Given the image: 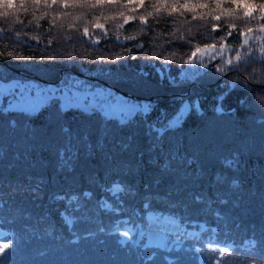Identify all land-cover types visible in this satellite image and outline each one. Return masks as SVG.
Returning <instances> with one entry per match:
<instances>
[{"label": "trees", "instance_id": "16d2710c", "mask_svg": "<svg viewBox=\"0 0 264 264\" xmlns=\"http://www.w3.org/2000/svg\"><path fill=\"white\" fill-rule=\"evenodd\" d=\"M14 2L0 80L107 86L82 72L155 107L0 109V264H264V0ZM209 45L233 64L187 72Z\"/></svg>", "mask_w": 264, "mask_h": 264}, {"label": "rangeland", "instance_id": "374dc122", "mask_svg": "<svg viewBox=\"0 0 264 264\" xmlns=\"http://www.w3.org/2000/svg\"><path fill=\"white\" fill-rule=\"evenodd\" d=\"M248 40L250 41V45L248 42L245 44L248 53L260 54V52H264V28H261L257 33L249 35L246 38V41ZM216 58H221L226 62L231 59L229 48L227 46H219L215 47V49H210L209 47L199 49L195 55V60L190 61L187 72L194 70L197 62L201 59ZM73 83L77 84L78 87L73 86ZM52 97H57L64 108L80 107L87 110L96 109L106 115L118 117L121 120H126L155 107V103L151 100L130 97L109 86L82 82L80 79H72L64 83H45L32 78H25L23 81L19 79H12L10 81L0 80V109L3 110L21 109L35 111L42 107L47 99ZM187 109L188 103L185 102L166 125L178 123ZM149 225L171 230L176 229L175 225L167 226L166 223H159L153 219L150 220ZM143 228L144 226L141 227V229ZM150 236L151 240L156 237L154 233Z\"/></svg>", "mask_w": 264, "mask_h": 264}, {"label": "snow or ice", "instance_id": "6c2138e0", "mask_svg": "<svg viewBox=\"0 0 264 264\" xmlns=\"http://www.w3.org/2000/svg\"><path fill=\"white\" fill-rule=\"evenodd\" d=\"M25 2H26V0H19V4H20V7H23L24 6V4H25ZM40 2H41V0H31V3L32 4H34V5H39L40 4ZM51 2L52 3H56V0H51ZM85 2H86V0H85ZM100 2V0H97V3H99ZM45 3H47V0H45ZM0 5H2L4 8H6V9H9V10H11V9H14L15 7H16V3L14 2V0H0ZM65 6H67V4H65ZM92 7H95V4H93V5H91ZM217 19H219V17H217ZM97 27H102L101 25H99V24H97ZM84 34H87V29H85V33ZM228 35H231V33H229ZM245 42H247V41H245ZM210 49H215V45H209L208 46ZM11 55V54H10ZM193 55H195V53H193ZM243 59V57L239 54V53H237L236 55H235V61L236 62H239L240 60H242ZM227 63L229 64V65H232L233 64V60H231V59H229L228 61H227ZM222 70V69H221ZM62 132L65 134V136L66 137H69V136H71L72 135V133H71V131H70V129L69 128H63L62 129ZM127 146V145H126ZM63 155V153L61 152L60 153V156H62ZM118 191H119V189H117ZM197 200H199V197H197ZM219 215V214H218ZM125 235H127V233H125ZM9 247V245L8 244H4V245H2V246H0V252H2L3 251V249H6V248H8ZM228 253V249L227 248H224L223 250H222V253H221V255H225V254H227ZM224 264H227V261L225 260V262H224Z\"/></svg>", "mask_w": 264, "mask_h": 264}, {"label": "water", "instance_id": "95a60500", "mask_svg": "<svg viewBox=\"0 0 264 264\" xmlns=\"http://www.w3.org/2000/svg\"><path fill=\"white\" fill-rule=\"evenodd\" d=\"M77 74H79V75H82V76H85V77H87V78H89V79H92V80H95V81H100V82H103L105 85H107V86H111L109 83H107V82H105V81H102V80H100V79H98V78H96V77H94V76H92V75H89V74H86V73H82V72H76ZM189 88H191V85H190V87ZM122 94H124V95H128V96H131V97H134L135 95H133V94H130V93H127V92H123V91H120ZM189 93V90L186 92V94H188ZM180 95L182 94V93H179ZM151 99H154V97H151Z\"/></svg>", "mask_w": 264, "mask_h": 264}]
</instances>
